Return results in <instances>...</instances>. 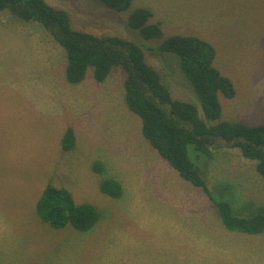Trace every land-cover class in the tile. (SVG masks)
<instances>
[{
	"label": "rangeland",
	"instance_id": "374dc122",
	"mask_svg": "<svg viewBox=\"0 0 264 264\" xmlns=\"http://www.w3.org/2000/svg\"><path fill=\"white\" fill-rule=\"evenodd\" d=\"M45 1L68 12L76 30L138 43L172 97L196 104L207 123L253 119L247 107L257 110L250 123L253 127L264 123V101L256 97L264 94V0H132L120 12L99 0ZM139 9L152 12L146 26H160L161 37L145 39L129 26ZM175 35L210 43L216 50L214 66L241 95L238 102L237 94L230 98L220 92L222 110L214 122L206 119L178 57L154 51ZM67 65L66 50L41 24L0 12V264L171 261V256L159 252L168 251L167 244L175 242L165 241L171 234L163 220L171 214L160 213L156 201L160 187L175 185L174 176L162 172L175 169L152 148L143 136L142 120L127 106L124 70L116 68L104 83H98L90 68L83 82L71 84ZM68 130L73 137L66 143ZM146 148L157 152L161 161L147 163L142 156ZM214 150L211 160L210 153L200 155L189 147L214 199L229 203L237 216L241 202L254 209L251 215L264 210V177L262 192L248 202L238 195L231 175V184L208 179V174L227 170L228 164L231 169L237 160L233 153ZM105 182L120 187L118 197L102 190ZM48 186L60 192L64 218L72 206L88 204L98 212L95 225L78 231L70 223L62 228L44 222L38 204ZM142 194L149 196L148 207L142 208L138 199ZM185 207L190 206L180 208ZM175 221H181L176 214ZM244 236V240L221 239V249L194 246L180 262L264 264V233Z\"/></svg>",
	"mask_w": 264,
	"mask_h": 264
},
{
	"label": "trees",
	"instance_id": "16d2710c",
	"mask_svg": "<svg viewBox=\"0 0 264 264\" xmlns=\"http://www.w3.org/2000/svg\"><path fill=\"white\" fill-rule=\"evenodd\" d=\"M99 1L118 12L132 4V0ZM2 11L26 22L39 23L49 31L67 52L66 77L71 84L83 82L90 68L98 83H104L116 68H122L126 74V103L142 120L143 136L184 179L207 194L208 188L200 168L191 159L190 146L200 155H208L210 149L224 144L238 147L244 157L258 162L257 171L264 177V125L249 127L237 122L207 123L200 117L196 104L172 97L160 72L147 63L145 52L138 43L117 36L100 37L76 30L68 12L49 5L45 0H0ZM150 18V10L139 9L130 18L129 26L139 30L145 39L161 37L160 26H146ZM154 51L178 57L181 72L201 100L206 119L211 122L218 120L222 110L219 93L233 98L236 90L232 81L214 66L215 48L197 37L175 35ZM72 137V131L68 130L65 142ZM110 183L105 182L102 190L118 197L120 187ZM112 188L116 189L115 192ZM59 194L52 186L45 189L38 204V214L44 222L62 228L70 223L78 231H87L95 225L98 212L88 204L72 206L70 215L64 218ZM214 203L227 229L254 235L264 232V210L240 217L229 203L216 200Z\"/></svg>",
	"mask_w": 264,
	"mask_h": 264
},
{
	"label": "crops",
	"instance_id": "0c3cea01",
	"mask_svg": "<svg viewBox=\"0 0 264 264\" xmlns=\"http://www.w3.org/2000/svg\"><path fill=\"white\" fill-rule=\"evenodd\" d=\"M236 94L238 98L237 100L239 102L241 95H239L238 92H236ZM256 97L259 98L261 102L264 101V94L256 95ZM240 107L243 106L241 105ZM246 109V113L248 115L252 114L253 119H228L225 122H237L249 127H253L250 123L253 122L256 118L257 110H255L256 108L253 107H247ZM263 125L264 123L262 122L261 126ZM152 148H146V153L142 154V156H145L146 160H148L147 163L149 162V160L153 159H157L156 163H159L161 160L157 152H155L153 150L154 148ZM218 149L223 153H233L237 157V160L234 161L231 169L229 168L228 164L226 165V167L228 168L227 170L214 172V174H208V179L213 180L216 184H231L229 182V176L231 175L230 181L233 180V185L237 188L238 195H240V197L243 198L245 202L251 201V199L252 201H255L256 193L259 194L260 192H262L261 180L263 176H261L257 171L258 162L256 160L244 157L241 149L238 147H229L224 144L220 148L218 147ZM214 152V149H210V154L208 157H210L211 160L213 158L212 155ZM175 170H173V172L171 169H167L165 172H162L172 174L174 176L173 182L175 183V185L170 187H160L157 193L158 200L156 201V203L159 212L167 215L171 214L169 219L166 218L163 220V222H165L166 225L169 226V234H171L168 238L165 239V241H175L174 243L167 244L168 251L159 250L160 254L172 257L171 261L166 260L165 262L164 260L163 264H181V257L194 246L197 247L198 250L204 245H206L207 248L210 247L211 249H221L224 248L223 244L220 242L221 239H224L226 241L235 240L238 237H241L243 240L246 239V237L244 236L245 233L232 231L225 227L220 212L214 203L215 199L210 194L209 189V194H207L202 188L193 185L191 182L190 185L184 184L185 182H183L182 180L184 178L177 170V172H175ZM224 178L225 180H222ZM187 194H190V197H186ZM146 196L143 197L142 194L138 197L142 208L148 207L149 196ZM192 203L194 207L191 205ZM182 204L190 207H185L183 211L181 209ZM240 205L241 208H236V210H240V214L238 215L240 217L250 216V212H252V210L254 209L246 208V206L242 202L240 203ZM196 206H198L199 209ZM192 208L193 210L189 211ZM179 213H184L187 216H191L193 219L183 218ZM175 214L181 218L180 222L175 221ZM229 243L230 242H227L226 244ZM242 255H244V253H242ZM177 258H179V261L176 260ZM159 264L162 263L159 262Z\"/></svg>",
	"mask_w": 264,
	"mask_h": 264
}]
</instances>
